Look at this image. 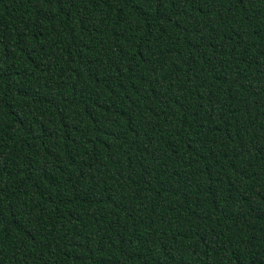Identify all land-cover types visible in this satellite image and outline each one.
<instances>
[{"label":"trees","instance_id":"16d2710c","mask_svg":"<svg viewBox=\"0 0 264 264\" xmlns=\"http://www.w3.org/2000/svg\"><path fill=\"white\" fill-rule=\"evenodd\" d=\"M0 264H264V0H0Z\"/></svg>","mask_w":264,"mask_h":264}]
</instances>
